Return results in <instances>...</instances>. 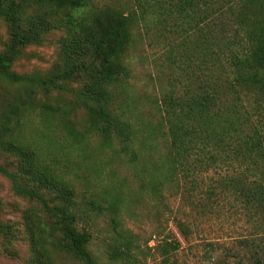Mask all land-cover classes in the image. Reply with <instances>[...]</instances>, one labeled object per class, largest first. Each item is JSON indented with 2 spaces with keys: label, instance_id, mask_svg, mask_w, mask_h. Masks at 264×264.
<instances>
[{
  "label": "trees",
  "instance_id": "obj_1",
  "mask_svg": "<svg viewBox=\"0 0 264 264\" xmlns=\"http://www.w3.org/2000/svg\"><path fill=\"white\" fill-rule=\"evenodd\" d=\"M201 1L179 0L175 10H165L172 20L174 14L182 13L185 23L194 26L201 46L197 45L198 71H194L197 89L185 97L165 100L169 145L150 186L157 191L165 183L176 188L185 183L194 189L200 173L233 168L239 173L215 180L208 195L229 191L264 215V124L255 123L244 103L247 95H264V0H240L246 50L228 67L203 34L201 25L213 14L211 10L195 12ZM156 4L165 7L160 0ZM90 8L88 0H0V20L9 34L0 53V85L12 94L0 103V148L16 160L12 169L0 166V173L17 197L41 208V213L32 211L26 220L33 249L30 264H58L56 253H66L82 264L98 263L89 249L91 234L77 226L74 188L23 138L27 117L39 112L48 123L58 121L69 133L77 134L71 121L74 111L50 102L52 98L63 102L70 94L87 117L88 133L98 137L103 147L113 149L121 143L125 149L130 147L133 157L138 156L136 130L114 108L116 89L131 77L125 55L138 21L136 12L125 15L107 8L91 14ZM54 31L63 33L60 64L48 72H15L13 66L24 51L43 44ZM72 84L80 87L72 89ZM162 176L164 181L158 179ZM14 227L3 220L0 201V246L9 255L18 238ZM179 228L183 231L182 222ZM131 249L130 241L125 251L114 248L111 256L131 261ZM178 249L177 242L161 246L165 260ZM251 264H264V244L253 254Z\"/></svg>",
  "mask_w": 264,
  "mask_h": 264
},
{
  "label": "rangeland",
  "instance_id": "obj_2",
  "mask_svg": "<svg viewBox=\"0 0 264 264\" xmlns=\"http://www.w3.org/2000/svg\"><path fill=\"white\" fill-rule=\"evenodd\" d=\"M88 1L91 14L107 8L125 15L136 12L138 21L125 55L131 77L116 89L114 108L133 124L138 156L133 157L130 147L125 149L121 143L113 149L103 147L98 137L88 133L87 117L70 94L63 97V102L53 98L50 102L74 111L70 110L71 121L77 134L69 133L58 121L48 123L36 112L25 120L22 135L74 188L77 226L91 234L89 249L97 263L251 264L253 254L264 244V215L248 208L229 191L213 197L207 193L215 180L236 175L238 170L212 168L200 173L194 189L185 183L178 188L165 183L157 191L150 186L156 165L161 164L169 145L165 100L169 96L185 97L197 89L194 71H198L196 50L200 43L194 26L185 23L182 13L174 14L173 20L165 13L167 8L174 9L179 0H160L165 6L162 8L156 0ZM243 9L240 0H202L195 8L197 13L211 10L213 16L204 20L201 28L226 67L246 50V27L239 21ZM62 36L61 31H54L43 44L28 47L13 70L33 74L54 69L63 59ZM8 41L7 26L0 20V53ZM79 87L71 85L72 89ZM11 97L0 85V103ZM244 103L261 127L264 95H247ZM15 161L0 148V166L12 169ZM158 179L165 180L163 176ZM0 201L3 220L15 226L18 237L10 255L0 246V264H30L33 249L26 220L32 211L41 213V208L17 197L1 173ZM130 241L131 261L111 256L114 248L125 251ZM167 241L179 243V249L165 260L161 246ZM55 258L58 264H82L66 253H56Z\"/></svg>",
  "mask_w": 264,
  "mask_h": 264
}]
</instances>
